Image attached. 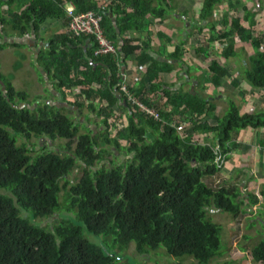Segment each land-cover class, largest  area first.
<instances>
[{
  "label": "trees",
  "instance_id": "obj_1",
  "mask_svg": "<svg viewBox=\"0 0 264 264\" xmlns=\"http://www.w3.org/2000/svg\"><path fill=\"white\" fill-rule=\"evenodd\" d=\"M179 1L0 0V39L2 33L20 39L32 35L42 41L37 63L56 83V90L65 99L67 91L77 88L79 100L72 104L78 113L85 106L104 126L97 137L91 130L79 133L71 118L47 106L33 112L21 108L18 103L27 100L26 92L17 90L0 73V264H123L103 245L87 241L83 227L119 250L134 243L135 252L142 255L164 246L173 258L189 256L209 264L220 250L222 229L208 220L207 209L213 205L238 219L258 204L257 194L248 192L244 200L239 198L241 193L225 186L215 189L206 179L224 167L216 162L219 155L226 161L240 148L237 138L243 130L264 129V110L243 114L235 100L225 97L226 113L219 116L212 94L184 90L165 81L175 71L173 62L187 65L182 59L186 41L167 55L150 46L149 26L153 21L164 23L169 10H179ZM194 1L198 9L193 28L198 35L207 29L208 46H223L219 58L237 63L241 72L235 86L246 83L250 91L264 90V34L259 33L257 19L263 0H253L252 7L242 0ZM68 2L77 13L93 11L100 17V29L115 55H95L94 36H75L68 31ZM224 5L233 10L240 7L242 16L224 11L216 22L215 12ZM187 13L185 10L183 15ZM51 19L56 30L40 36L41 27ZM133 32L144 38L130 39L128 34ZM188 36L196 44L195 58L203 61L201 57L207 54L204 45L196 41L193 31ZM158 38L164 40L159 33ZM166 41L173 42L168 37ZM237 42L250 45L254 53H247L245 46L237 48ZM163 56L166 61L160 60ZM127 59L143 73L128 91L154 109L158 119L125 100L120 85ZM195 67L198 83L212 86L214 92L230 76L226 66L215 59L207 61V72L199 63ZM239 92L241 97L246 94L242 89ZM160 97L166 107L157 102ZM115 107L124 108L126 124L111 138L108 130L114 125ZM183 123L188 126L180 132ZM202 135V140L195 138ZM31 138L62 140L65 145L59 150L41 146L37 151L27 143ZM19 139L25 142L19 143ZM107 147L123 153L127 164L98 168L109 153ZM76 161L80 163L77 167ZM76 170L79 177L70 184L66 178ZM62 206L83 227L60 220L53 231H47L33 224L36 219L52 218ZM250 253L255 263L264 264V240Z\"/></svg>",
  "mask_w": 264,
  "mask_h": 264
},
{
  "label": "rangeland",
  "instance_id": "obj_2",
  "mask_svg": "<svg viewBox=\"0 0 264 264\" xmlns=\"http://www.w3.org/2000/svg\"><path fill=\"white\" fill-rule=\"evenodd\" d=\"M181 1L191 3L190 5L187 4V15H184L183 18L180 17V19H177L175 12L169 10L167 12L166 18L171 19L172 24L177 25L181 29L180 37L183 38V40H185L187 45L189 46L186 50L185 46L183 48V57L185 63L187 64L188 62L189 66L187 67L176 64L175 71L172 73V77H167L165 81L168 84L176 85V87L180 86L184 90L191 89L193 91H197V87L198 90H200L201 86L203 87V93L211 95L213 89L212 86L198 83L199 72L195 67L197 66V63L200 64L203 69L202 71L204 72H207V70L205 69V65L207 61L211 59L222 62L223 65L226 66L225 68L230 71V73L232 71L231 69H237L238 65L236 66L237 63L232 62L231 60L224 61L223 59L219 58V52L221 51L223 46L217 43L208 46L207 39L209 37V31L207 29H204L201 35L197 34L195 28H193L196 27L194 19L196 18L198 9L196 3L192 4V2L195 1L180 0L179 2L181 3ZM242 1L246 2L248 7H252L254 5L253 0ZM224 11L229 12L233 17L242 16V10L240 9V7L236 10H233L227 8V5H224V7H219L215 12L214 20L216 22L221 17L222 12ZM257 11V19L259 21L258 30L260 35H262L264 33V0L261 8ZM188 19H190V22H188ZM175 20H177L178 22H175ZM45 26L47 25L45 24ZM45 26H42V28H44L45 30H42L41 28L40 36H46L50 34L51 29L56 30V25L54 27L49 26V29L47 30ZM188 30L193 31L194 36L197 35L196 41L198 40L200 43H202L201 45H204V49H206L207 54L201 57L203 61L195 58L196 56L194 55V47L196 48V44L194 45L190 42L191 39L189 40ZM1 36L0 73L6 76L17 90L25 91L27 94V100H19V106L21 108L25 107L29 109L30 112H33V110L38 108L39 106H47L48 108L53 109L54 112H59L60 114L71 118L72 122L77 126V130L79 131V133H84L91 130L92 134L98 137L101 131H103L104 129V126L100 124L101 118L95 117L93 114H89L88 109L85 106L81 107V113H78V109L72 104L76 100H79L76 96V93H78V89L73 88L72 91H67L65 99H63L62 94L58 90H56V83L52 82L47 73L40 67V65H38L37 56L39 48L42 47L43 42L38 40L37 38H33L32 35L25 36L21 39L9 38L6 36L3 37L2 33ZM160 41L163 44L164 40ZM14 43L20 45L18 47H14L12 46ZM242 46L248 48V51L250 53L253 52V49L250 45H243L239 42L236 43L237 48H241ZM130 64L134 66L135 62L130 59ZM179 73H181L182 75L180 76V78ZM236 74L240 75L238 69L236 71ZM142 75V71L141 73H137L135 76L139 78L136 77L133 83L135 84L137 81H139ZM123 79H125V75L123 76ZM235 88L236 87L233 86L232 82L231 84H229V82L226 81V78H224L221 82V88H219L217 92H213L214 94L211 95V99L217 104L216 113L219 116H223L226 113L227 105L225 99L224 102L218 97H221L222 95L224 96L226 94L230 95L231 92H235L236 95H233L235 98H238L237 90H235ZM157 102L161 107H166V103L162 97H160ZM239 104L241 105V112L243 113H246V110L250 108V104H248L246 100L240 102ZM113 114L114 116L112 117V123L114 125L111 126L108 130V135L111 138L115 137L117 128L124 127V125L126 124L124 108L118 109L117 107H115ZM187 126L188 124L184 123L183 128L180 129V132ZM19 137L20 136H17V138ZM201 137H204V135L195 138L199 141L202 140ZM18 141L19 143L25 142L22 139H19ZM27 143L29 145H32V148L36 149L37 151L41 146L50 150H59V147L65 145V141H51L48 138H31ZM106 149L109 153L105 156V160L100 163V166L98 168H109L111 165L122 166L127 164V162L124 164V162L127 161V158L124 157L123 153H118L116 152V150L110 147H107ZM251 160H253V154H248L245 160L246 162L243 161L245 163L244 167L242 169H239V171L231 173L229 176H227L226 169L222 168V171H220L216 176L211 179H206V182L208 183L209 180V185H211L215 189H217L219 186L226 187V183L229 184V187L233 192L237 191L238 193L242 194V196L239 197L241 199L246 198L248 192H252L258 195V204L252 206V208L250 209L247 208V211L243 213L238 219H234L229 213H225L215 209L213 205H211V208L207 209L206 214L208 220L218 225L222 229V233L219 237L220 250L218 252V255L215 256L209 262V264H222L224 263L223 261H227L232 264H259L255 263L252 260L250 251L255 244H257L261 240H264V194L261 193V189L264 183V160H260L258 158V155L255 156L252 162ZM246 163L250 164L251 166H248ZM79 164L80 163L76 161V167ZM230 167L234 168V165L232 164ZM243 171H247V173H244ZM78 177L79 170H76L75 172H72V174L68 176L66 180L69 181L70 184H72L76 182ZM237 180L240 181L236 183ZM245 186L247 187L246 189ZM238 188L239 190H237ZM60 198L64 204L66 199L64 190L61 191ZM67 215L70 216L66 217ZM27 217L29 220H32L31 214L27 213ZM60 220L69 221L74 225L83 227V225L76 220L74 213L70 214L69 212L65 211L63 206L62 210L57 212L52 218L43 220L36 219L33 220V224L42 228L44 227L47 231H53V226ZM83 236L87 241L94 245H103L104 247H106L109 252L115 254L116 257L119 258V261L123 264H200L198 261L192 259L189 256L182 259L173 258L167 253L164 246H160L158 247V249L148 254L140 255L135 252L134 243H129L127 248L119 250L117 248H113L110 242L107 243V239H105V237L94 236L91 233L87 232L84 227Z\"/></svg>",
  "mask_w": 264,
  "mask_h": 264
},
{
  "label": "crops",
  "instance_id": "obj_3",
  "mask_svg": "<svg viewBox=\"0 0 264 264\" xmlns=\"http://www.w3.org/2000/svg\"><path fill=\"white\" fill-rule=\"evenodd\" d=\"M187 4L190 5L191 3L181 1L180 5H179V10L175 12L177 19H180V17L183 18V16H184L183 12L185 10H187ZM192 4H194V2H192ZM175 22H178V21L175 20ZM46 25L47 26H45V25L44 26L46 27V30H47V29H49V26L53 27V25H55V21L52 19L48 20ZM42 30H45V29L42 28ZM148 31H150V33H151L150 46H151L153 51H156L159 54H165V55L172 54L176 44L183 41V38L180 37L181 29L177 25L172 24L171 19H169V18L166 21H164V23H162V24L161 23L157 24L156 22L153 21L151 26H149ZM189 32H190V30H188V33ZM158 33L163 35V37H164L163 44L161 43V41L158 38ZM128 37L130 39H134L135 41L137 39L144 38L142 34H138L135 32L129 33ZM166 37L172 39V41H173L172 44H169L166 41ZM133 44L135 45V44H137V42H133ZM187 47H189V46L188 45L185 46V50L187 49ZM246 52L249 54H253V53H250L248 51V48H246ZM182 59H184V57ZM160 60L166 61L167 59L165 58V56H163L160 58ZM173 63H175L174 65H176V64L178 65L177 62H173ZM126 64H127V68L125 71V79H126L125 82L127 83V85H133L134 84L133 82H134L135 78L137 77L135 75L137 73H141V68H138L137 66H135V64H134V66L132 64H130V59L126 60ZM188 64L189 63L187 62V65H185V66L188 67L189 66ZM236 66H237V64H236ZM237 69L232 68L230 76H227V78H226V81L229 82V84H231V82H232L233 86H235V84L237 83V81L240 77L239 74H236ZM238 72H241L240 69H238ZM137 78H139V77H137ZM235 87H236L235 90H237V97L238 98L234 97V95H236L235 92H231L230 95H227V94L224 96L222 95L221 97H223V98H221V97H218V98L222 99L223 101H224L225 97L227 99H233L238 104L240 102H243L244 100H246L248 102V104H250V108L248 110H246V113L251 114V113H255V112H261V110H264V90L250 91L249 89H251V88L248 85H246V83H242V84L240 83V86H238V87L235 86ZM240 89H242L246 93L243 97H241V95H240V92H239ZM201 91H202V89H200L198 91V87H197L196 92H201ZM213 92L214 91H212V93H211L212 95L214 94ZM239 106L241 107L240 104H239ZM241 113H243V112H241ZM237 143L240 144L239 145L240 148L236 152H234L230 155V159L226 160L225 166L223 167V169H226V175L227 176H229L231 173H235V172L239 171V169H242L244 167V164H245L244 162H246L245 160H246L248 154H253V160H254L255 156H257V155H258V158L260 160H264V155H263L264 154L263 153L264 152V129L255 131L251 128H248V129L243 130L237 138ZM252 151H254V152H252ZM244 152H246V153H244ZM253 160H251V162ZM232 164L234 165V168L230 167ZM246 164L248 166H251L248 163H246ZM243 172L247 173V171H243ZM239 181L240 180H237L236 183H238ZM226 187H229V184L226 183ZM246 188L247 187L245 186V189ZM237 190H239V188Z\"/></svg>",
  "mask_w": 264,
  "mask_h": 264
},
{
  "label": "built area",
  "instance_id": "obj_4",
  "mask_svg": "<svg viewBox=\"0 0 264 264\" xmlns=\"http://www.w3.org/2000/svg\"><path fill=\"white\" fill-rule=\"evenodd\" d=\"M65 13L66 17L69 19L68 31L71 32L75 36L79 35H90L94 36L97 41L98 49L95 52V55H107L113 54L115 55L114 48L108 43V40L105 38L104 34L100 29V17L96 15L93 11L87 12H75V6L68 2L65 4ZM128 85L125 83V80L120 85L121 91L124 93L125 100L130 104H135L140 106L143 113L154 116L156 119L159 118V115L155 112L154 109H149L142 105L138 99L128 91ZM184 124V123H183ZM183 128V125L180 129ZM216 162L219 165H224V156L222 160V156H218Z\"/></svg>",
  "mask_w": 264,
  "mask_h": 264
},
{
  "label": "clouds",
  "instance_id": "obj_5",
  "mask_svg": "<svg viewBox=\"0 0 264 264\" xmlns=\"http://www.w3.org/2000/svg\"><path fill=\"white\" fill-rule=\"evenodd\" d=\"M115 54H116V52H115ZM124 75H125V74H124ZM124 75H123V76H124ZM124 80H125V79H124ZM128 86H130V85H128ZM225 163H226V161H225Z\"/></svg>",
  "mask_w": 264,
  "mask_h": 264
}]
</instances>
